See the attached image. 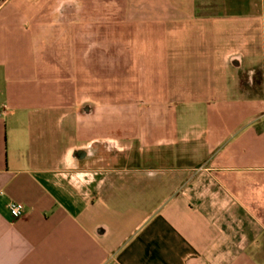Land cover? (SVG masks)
Masks as SVG:
<instances>
[{"label":"crops","instance_id":"crops-1","mask_svg":"<svg viewBox=\"0 0 264 264\" xmlns=\"http://www.w3.org/2000/svg\"><path fill=\"white\" fill-rule=\"evenodd\" d=\"M41 1L0 7V264H264V0ZM74 16L87 32L101 16V58L122 45L142 63L134 34L149 32L170 63L124 73L149 81L155 112L134 139H111L109 109L95 136L47 65L63 33L73 63L94 62L87 41L72 51Z\"/></svg>","mask_w":264,"mask_h":264},{"label":"rangeland","instance_id":"rangeland-1","mask_svg":"<svg viewBox=\"0 0 264 264\" xmlns=\"http://www.w3.org/2000/svg\"><path fill=\"white\" fill-rule=\"evenodd\" d=\"M35 2L36 0H9L8 2L7 0H4L0 1V7L14 8L19 11H24L25 13L28 12V10H32L35 4H39ZM42 2H45L48 6L50 3H52V0L41 1L40 5L43 4ZM68 4H71V2H65L61 6L57 5V7H62L63 13L65 12L67 14L69 13V11H67ZM67 15L62 17L63 29L68 28L69 25V16ZM74 17H76L78 22L75 23L71 28L72 40L75 41L77 47L72 49V51L73 53L78 52L79 54L80 52H83L85 55V45L87 44V41L88 46H91V44H93V47L89 46L87 51L90 52L93 49L94 62L88 63V65L84 63H73V57H71L70 55L71 49L66 45V43H64L66 40H69V34L63 33V37L61 39L64 42L62 43L61 48L48 47L46 49V58L48 62L47 65L49 66L50 64H52L54 60L55 63L53 64L56 65L57 72H59L62 77H64L63 88L65 87L67 88V90L72 89L73 91H76L77 95L74 96V100L76 98L79 113L82 109L92 112L93 116L90 119H92V122L94 123L93 126L95 128V136H100L102 134L101 125L103 119L105 118L106 110L109 109V135L111 139H118L119 136H122L123 139H134V136L139 134V119L141 118L143 125L148 121V118L151 114L155 115V112H150L148 108H144L145 101H149L148 96L144 93L145 90L149 87V81L144 82L140 79H137L135 81L129 80L126 78L128 75H125L124 73L127 70L132 73V68L136 66L137 68L144 67L148 70L150 68L157 67L160 69L162 68V70L165 71L166 68L171 69L170 63L167 64L166 60L162 59V61H160L156 57L157 55L159 57H164V54L161 55L162 49H159L158 47L155 48L154 46H149V32L134 34H137V36H135L136 46L134 49V54H136V58H139L141 56V58L143 59L142 63H140V61L138 63V60H135L133 64H128L126 61L127 59L124 56L122 58L119 57V53H121V55H124L123 53L126 50L124 47H122V45L121 47L112 46L109 49L111 50L109 59L105 57L101 58V54L97 52V50L101 49L102 45L103 33L101 31V24L103 22L101 16H92L90 19H88L89 23L93 24V31H91L90 27L88 28L90 30L89 32H87L85 30L86 28L84 27L85 17ZM108 35L110 36L111 34L108 33ZM115 40L116 39L114 38H110L109 42L111 43V45L115 43ZM105 43H107V41ZM177 48L178 49L174 50L182 51L180 46ZM82 60L84 62L85 59L83 58ZM157 61H160L162 63L158 64ZM157 73L159 74V72H156L155 74ZM75 74H77V79L70 80V76H74ZM142 82L144 83L142 86L143 88H140ZM135 90L136 93H133V91ZM140 104L142 105L141 109H139ZM158 114L163 118L165 117V112H159ZM187 124V122L182 123V132L187 129ZM116 147V143L110 144L111 151L116 150ZM126 161L127 165L129 164L127 168L134 167L135 162H133L132 159ZM113 162H111L110 164V169H115L116 167L121 168L123 166L116 165V163L118 162L116 160H113ZM97 163L100 164L101 161ZM126 174L127 173L123 174V172L117 171L112 172L111 170L110 180L114 179L117 181V183L121 184L122 181L128 180V176H125Z\"/></svg>","mask_w":264,"mask_h":264},{"label":"built area","instance_id":"built-area-1","mask_svg":"<svg viewBox=\"0 0 264 264\" xmlns=\"http://www.w3.org/2000/svg\"><path fill=\"white\" fill-rule=\"evenodd\" d=\"M7 208L13 218L21 217L24 211L23 204L17 201H10L7 205Z\"/></svg>","mask_w":264,"mask_h":264}]
</instances>
